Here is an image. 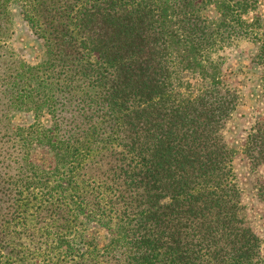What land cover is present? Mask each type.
Here are the masks:
<instances>
[{"label":"trees","instance_id":"trees-1","mask_svg":"<svg viewBox=\"0 0 264 264\" xmlns=\"http://www.w3.org/2000/svg\"><path fill=\"white\" fill-rule=\"evenodd\" d=\"M255 7L0 0V264H264L225 136L240 94L217 55ZM14 11L34 64L8 45ZM241 152L264 161V116Z\"/></svg>","mask_w":264,"mask_h":264},{"label":"rangeland","instance_id":"rangeland-1","mask_svg":"<svg viewBox=\"0 0 264 264\" xmlns=\"http://www.w3.org/2000/svg\"><path fill=\"white\" fill-rule=\"evenodd\" d=\"M244 17L253 22L250 35L236 40L217 55L223 59L221 71L225 82L237 88L240 94V105L232 114L225 136L234 148L232 166L235 179L242 190L249 224L261 240L264 256V206L257 196L258 188L264 185V161L254 160L251 164L241 152L247 130L255 120L264 116V0H256V7L249 9ZM13 29L8 45L29 64H34L41 51L40 41L19 19L17 12ZM83 234L84 241L96 246H101L106 237L105 230L94 222L86 223ZM22 241L27 243L28 239ZM34 256L32 260H36L37 255ZM32 260H25V264Z\"/></svg>","mask_w":264,"mask_h":264}]
</instances>
